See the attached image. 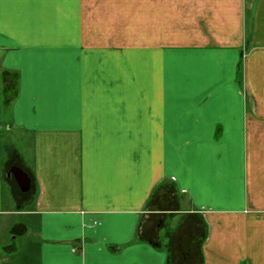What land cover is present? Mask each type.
Listing matches in <instances>:
<instances>
[{
	"label": "crops",
	"instance_id": "1",
	"mask_svg": "<svg viewBox=\"0 0 264 264\" xmlns=\"http://www.w3.org/2000/svg\"><path fill=\"white\" fill-rule=\"evenodd\" d=\"M4 217L0 264H264V0H0Z\"/></svg>",
	"mask_w": 264,
	"mask_h": 264
},
{
	"label": "water",
	"instance_id": "2",
	"mask_svg": "<svg viewBox=\"0 0 264 264\" xmlns=\"http://www.w3.org/2000/svg\"><path fill=\"white\" fill-rule=\"evenodd\" d=\"M8 175H13L15 181L17 182L21 192L25 193L30 190V179L27 174L23 172L20 168L13 167L11 168Z\"/></svg>",
	"mask_w": 264,
	"mask_h": 264
},
{
	"label": "rangeland",
	"instance_id": "3",
	"mask_svg": "<svg viewBox=\"0 0 264 264\" xmlns=\"http://www.w3.org/2000/svg\"><path fill=\"white\" fill-rule=\"evenodd\" d=\"M14 205V204H13ZM0 226L2 225H6V224H11L13 223V218H10V217H4L2 219H0ZM1 226V227H2ZM8 239V236H7V232L6 230L3 231L2 228H0V242H6V240Z\"/></svg>",
	"mask_w": 264,
	"mask_h": 264
},
{
	"label": "trees",
	"instance_id": "4",
	"mask_svg": "<svg viewBox=\"0 0 264 264\" xmlns=\"http://www.w3.org/2000/svg\"><path fill=\"white\" fill-rule=\"evenodd\" d=\"M14 96H15V92H14V94L13 93L11 94L8 102H11V100L14 98Z\"/></svg>",
	"mask_w": 264,
	"mask_h": 264
}]
</instances>
